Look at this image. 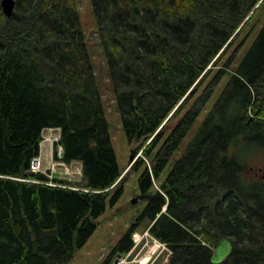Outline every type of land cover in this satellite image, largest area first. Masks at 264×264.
<instances>
[{
	"label": "trees",
	"instance_id": "obj_1",
	"mask_svg": "<svg viewBox=\"0 0 264 264\" xmlns=\"http://www.w3.org/2000/svg\"><path fill=\"white\" fill-rule=\"evenodd\" d=\"M261 1L91 0L122 128L149 158L133 166L146 204L99 264L145 220L167 264H264V23L207 111L205 94L185 109ZM55 127L82 184L31 171ZM120 175L76 0H16L9 17L0 0V264H68Z\"/></svg>",
	"mask_w": 264,
	"mask_h": 264
},
{
	"label": "rangeland",
	"instance_id": "obj_2",
	"mask_svg": "<svg viewBox=\"0 0 264 264\" xmlns=\"http://www.w3.org/2000/svg\"><path fill=\"white\" fill-rule=\"evenodd\" d=\"M76 7L82 29L87 39L89 54L94 63L103 111L108 122V130L121 170L120 178L113 185L117 183V185H121L123 192L118 201L113 206H108L104 214L96 220L95 231L82 246L76 249L72 260L68 264H99L109 253L111 247L119 237L130 227L135 217L142 211L146 204V198L140 194L137 187L138 177L144 167L141 166L140 168L133 169V166L136 165L140 157L148 165L149 158L143 156L142 151L144 147L138 150L136 144H129L122 128V120L116 105L110 76L108 75L103 48L100 45L97 22L91 7V0H76ZM263 23L264 0L260 2L258 7L252 10V14L243 23L244 26L235 36L224 56L215 65L211 66V73L201 80L195 95L186 104L185 109L194 103L195 97L199 94H205L208 96V99L202 109V114L207 111L229 81L234 68L238 65L243 53L250 46ZM216 74L223 75L217 79ZM202 114L200 117H202ZM176 121L174 119L171 124ZM44 135H46L45 131L43 133ZM52 135L55 136V133H50V137L45 143L43 142V140L45 141L43 137L40 144L39 155L42 157V170L46 172L48 171L44 168L49 166L48 160H51V155L54 150L56 152L60 150L57 143H52ZM255 163L256 166L252 168L254 171H258L257 168L262 167L264 164V158L261 157V160L258 159ZM49 174L51 173L49 172ZM52 174L56 178L69 181L73 185L76 183L82 184L81 167L76 162H73L68 168H58ZM164 176L165 173L163 172L158 179L154 180L153 189H158L159 183ZM119 180L120 182H118ZM148 224L147 220H145L136 229L142 230L148 227ZM212 248L213 261L218 262L224 259L228 253L229 244L227 241H220L218 244H214ZM163 261L162 257H160L155 264H163Z\"/></svg>",
	"mask_w": 264,
	"mask_h": 264
},
{
	"label": "built area",
	"instance_id": "obj_3",
	"mask_svg": "<svg viewBox=\"0 0 264 264\" xmlns=\"http://www.w3.org/2000/svg\"><path fill=\"white\" fill-rule=\"evenodd\" d=\"M132 241V247L120 254L113 264H155L160 257L166 261L172 253L167 243L157 239L148 229L143 232H133Z\"/></svg>",
	"mask_w": 264,
	"mask_h": 264
},
{
	"label": "water",
	"instance_id": "obj_4",
	"mask_svg": "<svg viewBox=\"0 0 264 264\" xmlns=\"http://www.w3.org/2000/svg\"><path fill=\"white\" fill-rule=\"evenodd\" d=\"M15 1L16 0H1L2 11L6 17L12 14ZM34 160L36 161L37 159L35 158Z\"/></svg>",
	"mask_w": 264,
	"mask_h": 264
},
{
	"label": "bare ground",
	"instance_id": "obj_5",
	"mask_svg": "<svg viewBox=\"0 0 264 264\" xmlns=\"http://www.w3.org/2000/svg\"><path fill=\"white\" fill-rule=\"evenodd\" d=\"M43 131V130H42ZM43 134V133H42ZM41 134V135H42ZM43 138V137H42ZM48 139H45V141L43 140V142L45 143L46 141H47ZM42 141V140H41ZM47 144V143H46ZM79 162V161H78ZM79 163H81V162H79ZM132 239V238H131ZM132 244H133V241H132ZM171 249V248H170Z\"/></svg>",
	"mask_w": 264,
	"mask_h": 264
},
{
	"label": "crops",
	"instance_id": "obj_6",
	"mask_svg": "<svg viewBox=\"0 0 264 264\" xmlns=\"http://www.w3.org/2000/svg\"><path fill=\"white\" fill-rule=\"evenodd\" d=\"M77 164L81 165V163L77 162Z\"/></svg>",
	"mask_w": 264,
	"mask_h": 264
}]
</instances>
